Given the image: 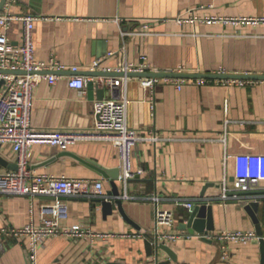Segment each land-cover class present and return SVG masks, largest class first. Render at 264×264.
<instances>
[{
    "label": "crops",
    "instance_id": "1",
    "mask_svg": "<svg viewBox=\"0 0 264 264\" xmlns=\"http://www.w3.org/2000/svg\"><path fill=\"white\" fill-rule=\"evenodd\" d=\"M189 11L200 17L261 20L264 0H16L6 13L37 18L38 61L55 59L83 73H116L125 61L138 64L144 55L158 73L185 67L186 74L224 69L227 75H264V23L179 24ZM146 24L150 30L145 34ZM22 32L23 24L13 21L7 36L18 44ZM98 60L102 61L100 68L93 70ZM63 73L55 84L44 80L35 89V129H90L94 103L121 95L129 102L128 126L142 135H156L158 141L139 143L131 169L141 174L127 183L117 181L123 214L116 206L105 209L97 202L115 199L99 168L119 169L122 174L118 147L91 141L66 149L33 148V172L102 181L105 194L102 199H61L69 212L60 227L80 226L93 236L47 238L38 254L39 264H264V241L245 244L217 238L225 232L258 236L245 198L231 196L224 202L219 195L227 155H259L264 161V81L245 88L186 86L180 91L159 84L151 101L140 77H130L125 91L104 87L101 98L97 89L80 95L69 87L72 72ZM16 167L12 148H0V171H15ZM227 170L234 192L233 160ZM254 191L264 192V177ZM54 201L51 197L0 195V264H28V237L15 238L9 233L30 224L43 225L41 209ZM185 201L196 205L197 218L204 215L201 234L189 231L190 212L182 206ZM251 201L259 202L255 216L264 239V195ZM157 210L174 214L173 226L159 227L158 232L179 236L176 241L163 242L157 237ZM156 237L164 249L156 251Z\"/></svg>",
    "mask_w": 264,
    "mask_h": 264
},
{
    "label": "built area",
    "instance_id": "2",
    "mask_svg": "<svg viewBox=\"0 0 264 264\" xmlns=\"http://www.w3.org/2000/svg\"><path fill=\"white\" fill-rule=\"evenodd\" d=\"M16 0H7L0 13V148L9 146L17 157V170L0 171V195L27 196L31 198L51 197L54 203L42 207L41 217L43 225L37 227L33 224L21 229H13L10 235L28 237L29 247L27 250L28 264H39L38 254L44 247L45 240L52 236L62 235L67 237H81L90 235L88 230L80 226L71 228L60 227V221L68 218V206L61 201L65 197H84L102 199L104 197V183L98 180L70 179L65 176L50 174H38L30 169V161L33 148L38 145H48L60 149H66L81 142H106L119 148L122 163V174L120 181L134 179L137 174L131 169V157L135 147L141 142L157 143L156 135H142L136 129L128 126V100L120 95L119 98L96 101L93 105L94 125L87 130H37L32 126V110L34 106V91L44 80L55 84L59 79L55 74H40L50 72L79 73L77 68H67L55 59L49 63L36 59V44L34 42V27L37 18L33 16H12L6 13L10 3ZM1 3V1H0ZM13 21L23 24L22 41L14 44L7 36V31ZM224 23H264V19H241L228 20L217 17H200L195 11H189L185 18L178 20L179 24L200 23L205 25ZM150 25L143 26L146 34ZM114 55L110 53V56ZM102 61L94 63L93 70H98ZM15 72H26V74H15ZM116 73L123 74L120 77H87L74 75L69 80V87L79 91L80 95L87 94L89 82H93L98 88H110L111 90L125 91L129 74L158 73L155 72L148 62L146 56L141 57L138 64L125 61ZM171 74H186L185 67H180ZM214 75H227L224 69H220ZM141 86L150 95L153 101L155 89L159 84L171 85L177 91L186 86H225V87H248L253 81L221 80V79H172V78H141ZM225 140V139H224ZM233 160L235 170L233 180L236 191H254V187L264 177V161L259 155H236L225 157L226 172L221 182V194L219 200L227 202L230 200L231 191L229 187L228 162ZM235 197V196H233ZM157 202V198L153 199ZM191 201H185L182 206L190 210L193 207ZM50 217V218H49ZM175 221L174 214L169 211L157 210L156 227L157 236L163 242L176 241L177 235H160L159 227H172ZM93 236V235H92ZM91 236V237H92ZM105 238V235H97ZM222 242L250 243L258 240L252 233L225 232L217 237ZM223 257H228V252L223 247Z\"/></svg>",
    "mask_w": 264,
    "mask_h": 264
},
{
    "label": "water",
    "instance_id": "3",
    "mask_svg": "<svg viewBox=\"0 0 264 264\" xmlns=\"http://www.w3.org/2000/svg\"><path fill=\"white\" fill-rule=\"evenodd\" d=\"M7 0H2L0 3V13L3 9V6L5 5ZM15 74H26V72H15ZM40 74H55L58 76L63 75V72H50V73H40ZM72 75H81V76H87V77H104V78H109V77H120L123 76V74H118V73H105V72H88V73H83V72H79V73H72ZM128 77H145V78H172V79H221V80H239V81H253V82H260V81H264V75H214V74H171V73H167V72H162V73H145V74H137V73H133V74H129ZM97 89L100 97L104 98V88H98L97 86L94 85L93 82H89L88 86H87V90L90 94H92V92ZM17 170V167H16ZM100 172L102 173V175L109 181L111 187H112V191L109 192L110 196H114L115 199L111 200V201H104V200H97V202H101L103 203V206L105 209H110V207L116 206L119 211L123 214V208H122V200L119 199L120 196V192L118 190V185H117V181L120 179V170L119 169H104V168H99ZM220 187V185L218 186ZM264 195V192H258V191H248V192H243V191H234L230 193V196H237V197H242L245 198V200L243 201V203H249V207L248 208V212L251 215V217L253 218L254 222L257 225V234H258V241L259 242H263L264 239L261 237L262 233L260 230V226H259V221L255 216V213L258 211V207H259V202L258 201H251L252 197H259ZM54 200V198H53ZM206 204V203H205ZM190 212V219L188 222V227H189V231L191 234H194L195 230H198L199 234H201L202 232H204V230L202 229V227H200V219L204 217V215L200 214L197 218V208L196 205H193V207L189 210ZM197 218V219H196ZM207 235V234H206ZM158 237V236H157ZM156 237V239L154 240V244L156 247V251H159V249H164V245L159 244L158 238ZM152 247V245H149ZM150 248V247H149Z\"/></svg>",
    "mask_w": 264,
    "mask_h": 264
}]
</instances>
